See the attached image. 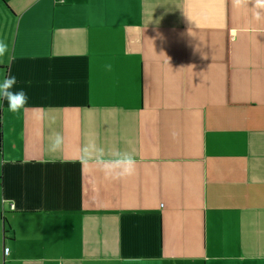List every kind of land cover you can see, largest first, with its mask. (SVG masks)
Listing matches in <instances>:
<instances>
[{
    "label": "crops",
    "instance_id": "crops-1",
    "mask_svg": "<svg viewBox=\"0 0 264 264\" xmlns=\"http://www.w3.org/2000/svg\"><path fill=\"white\" fill-rule=\"evenodd\" d=\"M128 1L0 0V264H264V0Z\"/></svg>",
    "mask_w": 264,
    "mask_h": 264
},
{
    "label": "clouds",
    "instance_id": "clouds-1",
    "mask_svg": "<svg viewBox=\"0 0 264 264\" xmlns=\"http://www.w3.org/2000/svg\"><path fill=\"white\" fill-rule=\"evenodd\" d=\"M9 53V45L6 40L0 37V58ZM8 66H11L9 60ZM109 67L110 66H106ZM17 77L5 73L0 76V109L5 104L10 112L20 114L26 110L29 104V95L24 88L18 87ZM63 137L59 132L53 131L48 137V150L56 153L61 150ZM82 156L95 164L106 177H118L131 175L135 171V158L129 153L122 151L117 146L105 147L98 143L95 138L89 139L81 149ZM257 182L258 178L253 177Z\"/></svg>",
    "mask_w": 264,
    "mask_h": 264
},
{
    "label": "rangeland",
    "instance_id": "rangeland-1",
    "mask_svg": "<svg viewBox=\"0 0 264 264\" xmlns=\"http://www.w3.org/2000/svg\"><path fill=\"white\" fill-rule=\"evenodd\" d=\"M129 2V4H131V3H133V0H130V1H128ZM107 9L108 10H110L111 9V4H109V3H106L105 4V10L107 11ZM121 10H123V9H121ZM5 73L2 71V70H0V76H3ZM0 113H1V109H0ZM1 116V115H0ZM1 125V124H0ZM0 128H1V126H0ZM10 234H7V236H9Z\"/></svg>",
    "mask_w": 264,
    "mask_h": 264
},
{
    "label": "built area",
    "instance_id": "built-area-1",
    "mask_svg": "<svg viewBox=\"0 0 264 264\" xmlns=\"http://www.w3.org/2000/svg\"><path fill=\"white\" fill-rule=\"evenodd\" d=\"M9 249H5V254L8 255Z\"/></svg>",
    "mask_w": 264,
    "mask_h": 264
}]
</instances>
